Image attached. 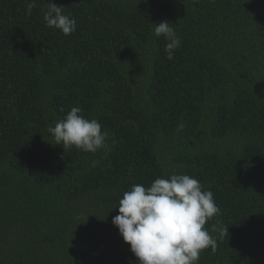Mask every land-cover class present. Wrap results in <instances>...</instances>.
I'll list each match as a JSON object with an SVG mask.
<instances>
[{
	"label": "trees",
	"instance_id": "1",
	"mask_svg": "<svg viewBox=\"0 0 264 264\" xmlns=\"http://www.w3.org/2000/svg\"><path fill=\"white\" fill-rule=\"evenodd\" d=\"M52 2L74 33L46 26V0H0V264H139L112 219L133 184L172 174L214 193L210 234L229 227L198 264H264V0ZM73 106L107 148L55 144Z\"/></svg>",
	"mask_w": 264,
	"mask_h": 264
},
{
	"label": "clouds",
	"instance_id": "2",
	"mask_svg": "<svg viewBox=\"0 0 264 264\" xmlns=\"http://www.w3.org/2000/svg\"><path fill=\"white\" fill-rule=\"evenodd\" d=\"M36 6V0H26V15H31ZM43 17L47 27L59 29L65 35L76 31V20L52 0H46ZM152 25L155 37L166 41L167 59L173 60L182 43L173 23L164 20ZM46 131L55 144H62L65 149L74 146L95 154L109 146V132L102 130L97 119L86 118L75 106L54 126L50 123ZM118 212L112 223L130 244L139 264H198L201 251L211 247L215 252L217 239L229 233V227L225 228L219 220L211 229L216 236L204 227L219 215L220 209L214 193L187 174L158 177L149 187L133 184L119 200Z\"/></svg>",
	"mask_w": 264,
	"mask_h": 264
}]
</instances>
